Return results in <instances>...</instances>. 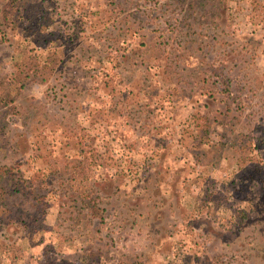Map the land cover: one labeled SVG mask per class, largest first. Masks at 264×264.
I'll use <instances>...</instances> for the list:
<instances>
[{
  "label": "rangeland",
  "instance_id": "obj_1",
  "mask_svg": "<svg viewBox=\"0 0 264 264\" xmlns=\"http://www.w3.org/2000/svg\"><path fill=\"white\" fill-rule=\"evenodd\" d=\"M42 4L0 36V170L40 176L42 208L0 213V264H264V0Z\"/></svg>",
  "mask_w": 264,
  "mask_h": 264
},
{
  "label": "trees",
  "instance_id": "obj_2",
  "mask_svg": "<svg viewBox=\"0 0 264 264\" xmlns=\"http://www.w3.org/2000/svg\"><path fill=\"white\" fill-rule=\"evenodd\" d=\"M42 1L43 0H29V2L25 5L26 10H33L34 8L37 9V11H42ZM188 6L191 9H188L190 11H196L198 10V6L201 5L203 0H187ZM55 15V13H53ZM58 14V12L56 13ZM50 16V15H49ZM53 22V20L50 17H46L45 24L49 26V24ZM3 33V32H2ZM52 38H51V37ZM63 36V31L61 33L56 34H45V42H52L55 44H58L60 37ZM53 39V40H50ZM44 43V42H43ZM59 45V44H58ZM64 44L61 43L59 46H63ZM42 57V58H41ZM54 62V63H53ZM49 59L48 57L40 56L38 58H33L30 62H25L22 67L18 69V82L16 84H10L8 85L11 87H14L15 90L19 84H22L24 79L30 78L31 75L34 76H41L44 73V70H46L49 67H42L43 65H48ZM55 63H58L57 60H53L50 65H55ZM31 73V74H30ZM20 89V87H19ZM8 97V98H7ZM14 101V97H12V93L8 89H4L3 86L0 84V106L3 104L12 103ZM240 106H242L240 104ZM242 161L244 162L246 160L245 157H241ZM242 164L237 165L234 170L235 178H242L244 179L245 176L242 174L243 168ZM258 167V165H257ZM69 173L72 175L71 182L75 185H81V184H88L89 180L91 178L92 174V166L90 163L84 162V163H72L71 167L69 168ZM19 175V176H18ZM18 175L13 171L12 169L8 170V168L4 167L2 170H0V213H10L11 215H18L19 212H27L28 215H30L31 219L35 218V222L39 223V215L41 214V206L38 199V196H33L34 193L40 189L41 179L40 176H34V177H28V179H24L21 176V173L18 172ZM230 185L236 186L237 184L233 180ZM224 186V185H223ZM227 186V183H225V187ZM243 183H242V186ZM220 192L214 196L213 199H210V201H205L210 209L217 210L221 208L222 201H224V197L220 196ZM225 193L223 194V196ZM18 201H22L23 207H20L17 205ZM27 203L26 204H24ZM26 210V211H25ZM32 214V215H31ZM24 221H27L24 219Z\"/></svg>",
  "mask_w": 264,
  "mask_h": 264
},
{
  "label": "crops",
  "instance_id": "obj_3",
  "mask_svg": "<svg viewBox=\"0 0 264 264\" xmlns=\"http://www.w3.org/2000/svg\"><path fill=\"white\" fill-rule=\"evenodd\" d=\"M27 2H29V0L27 1ZM27 2L25 3V4H22L23 2H20V4L19 3H17V2H6L4 5H2L1 6V9H0V17H2V19L3 20H5V22H4V27L2 26L1 27V31L3 32V34L0 32V36H1V38H2V40H5V43L4 44H7V45H9V43H8V40L6 39V37H7V35L8 36H10V33H7L8 32V30L6 29V28H9V25H11V22H9V14H10V11H11V9L14 7V6H19V7H23V9H24V15L25 16H27L29 13H31V11L32 10H26V8H25V5L27 4ZM17 3V4H16ZM186 8H188V9H191L189 6H186ZM4 12V13H3ZM232 12V11H231ZM67 13H69V11L67 12ZM66 13V14H67ZM11 14H12V12H11ZM4 15H5V17H4ZM33 18H34V20L32 21V23H31V26L29 25L30 24V22H31V20H32V15H30V19L31 20H29L28 22H27V20H28V18L26 19V20H24L23 22H20V23H23L24 25H25V31H24V35H23V40H26V37H27V35L28 34H26V36H25V32L27 31V30H31V28L34 26V25H36V23H35V17L33 16ZM8 20V21H7ZM8 23H7V22ZM6 23H7V26H6ZM29 26H30V28H29ZM12 28H17V30H18V32H20V28L19 27H17L16 25H15V23L13 24L12 23ZM2 29H4V30H2ZM45 29V28H44ZM7 30V31H6ZM17 32V33H18ZM19 34L20 33H18V36H19ZM27 40H28V37H27ZM190 59H193V58H190Z\"/></svg>",
  "mask_w": 264,
  "mask_h": 264
},
{
  "label": "built area",
  "instance_id": "obj_4",
  "mask_svg": "<svg viewBox=\"0 0 264 264\" xmlns=\"http://www.w3.org/2000/svg\"><path fill=\"white\" fill-rule=\"evenodd\" d=\"M144 165H146V164H144Z\"/></svg>",
  "mask_w": 264,
  "mask_h": 264
}]
</instances>
